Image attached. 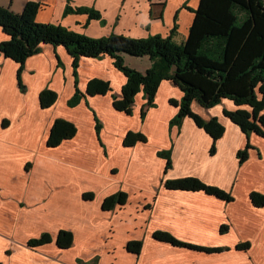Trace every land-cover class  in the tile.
Listing matches in <instances>:
<instances>
[{
    "label": "crops",
    "instance_id": "crops-1",
    "mask_svg": "<svg viewBox=\"0 0 264 264\" xmlns=\"http://www.w3.org/2000/svg\"><path fill=\"white\" fill-rule=\"evenodd\" d=\"M29 1L40 4L37 22L88 36L165 37L176 24L174 40L181 42L199 0H71L74 7L97 11L100 19L64 14L67 0H0V5L21 12ZM5 39L0 28V41ZM17 68L18 62L0 53V264H264V205L249 199L252 191L264 194V138L247 136L223 114L235 110L232 100L207 109L191 104L201 118L215 116L224 127L210 153L213 139L192 118L169 126L177 112L170 98L181 97L170 81L160 83L154 106L141 119L146 98L140 91L131 114L113 107V96L120 95L126 80L108 56L79 58L75 76L65 48L44 44L24 62V90ZM93 78L109 81L110 90L86 94ZM75 79L83 96L68 106ZM44 88L56 94L49 107L40 105ZM58 118L77 131L46 147ZM129 132L144 135L145 142L125 146ZM247 142L252 147L240 163L236 152ZM166 149L172 165L165 172L166 160L157 152ZM188 176L229 192L233 200L163 185L165 179ZM118 191L125 193L124 204L104 209V198ZM60 231L72 234L68 247L56 243ZM157 231L182 243L227 249L212 253L172 245L155 239ZM43 233L49 241L28 244ZM132 240L141 243L138 253L127 249ZM241 242L248 248L236 249Z\"/></svg>",
    "mask_w": 264,
    "mask_h": 264
},
{
    "label": "trees",
    "instance_id": "trees-1",
    "mask_svg": "<svg viewBox=\"0 0 264 264\" xmlns=\"http://www.w3.org/2000/svg\"><path fill=\"white\" fill-rule=\"evenodd\" d=\"M39 3L29 1L22 11L15 13L0 5V28L6 35L0 41V53L3 57L18 62V84L21 90L20 74L25 60L32 54L39 53L42 45L63 46L72 58L73 72L82 57L108 56L114 67L124 76L126 82L120 88V95L113 96L112 105L116 110L131 114L132 104L140 91L146 98L141 109V119L148 108L153 107L155 95L163 80L170 81L181 92L180 100L170 98V103L177 107L175 116L169 120V126H179L185 117L192 118L213 139L210 153L215 151V140L222 136L224 127L214 116L204 120L191 109L193 102L201 108L218 105L223 99L232 100L235 110H223L233 124L237 125L247 136L255 133L264 138V0H199L194 10L193 21L185 39L176 42L175 24L167 36L151 35L146 38H131L122 34H109L99 38L81 34L60 24L40 23L36 20ZM64 14H87L89 19H100L97 11L91 8L74 7L67 0ZM148 56L150 67L146 72L126 66L123 55ZM60 64V61H58ZM75 79L74 93L68 106L81 100L83 93L77 87ZM110 90L109 81L89 80L85 93L103 95ZM56 100V94L48 88L40 93L41 107H49ZM96 135L100 125L96 120ZM77 128L74 124L56 119L49 131L46 147L58 146L61 141L71 138ZM146 138L139 132L125 135L123 144L130 146L136 141L145 142ZM252 146L247 142L244 148L236 152L241 163ZM170 150L157 152L166 160L164 170L171 168ZM164 187L168 190L203 191L224 201H232L229 192L203 183L198 177L188 176L165 179ZM91 194H84L89 198ZM125 193L118 191L105 197L102 207L112 209L117 204H124ZM250 201L255 206L264 205V194L258 191L250 193ZM225 228L224 226L221 228ZM157 240L187 247L202 252H220L226 247L212 248L182 243L164 231L153 233ZM72 239L69 231H60L56 243L61 248L68 247ZM49 241L48 234L32 239L30 246ZM247 242L236 245V249H247ZM141 243L136 240L127 243L129 251L138 253Z\"/></svg>",
    "mask_w": 264,
    "mask_h": 264
},
{
    "label": "rangeland",
    "instance_id": "rangeland-1",
    "mask_svg": "<svg viewBox=\"0 0 264 264\" xmlns=\"http://www.w3.org/2000/svg\"><path fill=\"white\" fill-rule=\"evenodd\" d=\"M12 11L11 9H9ZM13 12V11H12ZM20 12V11H19ZM15 12V13H19ZM124 63L126 66L130 68H134L136 70H141V73L146 72V70L150 67V60L148 56H130L126 55V53L123 55ZM139 70V71H140Z\"/></svg>",
    "mask_w": 264,
    "mask_h": 264
}]
</instances>
